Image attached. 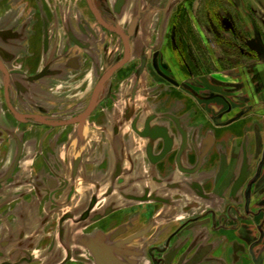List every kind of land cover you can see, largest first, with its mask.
Masks as SVG:
<instances>
[{
    "label": "crops",
    "instance_id": "crops-1",
    "mask_svg": "<svg viewBox=\"0 0 264 264\" xmlns=\"http://www.w3.org/2000/svg\"><path fill=\"white\" fill-rule=\"evenodd\" d=\"M145 3L107 0V18L126 29ZM158 16L156 11L144 16L146 27L139 35L150 31L146 38L138 35L136 48L150 47ZM260 32L264 49V27ZM114 37L97 26L86 0H0V61L9 75L7 82L0 69V127H13V133L0 135V264H17L27 250L30 264H65V259L68 264H95L96 237L109 239L117 227L131 222L132 207L140 212L149 204L167 209L179 204V196L200 206L243 202L259 142L264 141V53L245 60L231 46L214 71L193 87L196 96L178 92L180 106L163 104L159 86H145V75L133 83L132 76L122 78L82 120L101 75L119 58L122 44ZM146 89L155 91L148 103L139 99ZM7 93L18 114L50 121L62 132L52 141L41 130L53 128L13 115ZM148 124L146 136L142 132ZM79 126L89 132L74 136ZM25 127H30L27 135ZM37 142L39 159L33 149ZM56 142L58 148H52ZM44 143L49 146L42 148ZM172 152L177 153L174 168L164 172L161 158ZM225 177L228 185L222 184ZM197 182L200 190L190 196ZM175 183L182 195L169 190ZM47 196L52 204L43 198ZM85 213L94 218L67 221ZM204 231L192 249L187 243L197 239L194 231L184 232L175 241L179 253L169 254L167 264H256L245 239L234 233L213 239ZM149 239L154 244L164 237L153 232L120 248L117 262L151 264ZM133 250L135 257L124 261L125 252ZM194 257L200 259L192 262Z\"/></svg>",
    "mask_w": 264,
    "mask_h": 264
},
{
    "label": "flooded vegetation",
    "instance_id": "flooded-vegetation-1",
    "mask_svg": "<svg viewBox=\"0 0 264 264\" xmlns=\"http://www.w3.org/2000/svg\"><path fill=\"white\" fill-rule=\"evenodd\" d=\"M91 2L103 23L122 31L128 37L130 55L128 61L114 71L104 83L94 110L88 117L94 113L100 95L104 91L108 93L110 88L118 86L117 83L119 84L122 78L132 76L133 83L136 77L145 75L144 84L147 83L152 88L159 86L158 91L163 97V104L172 103L173 106H180L183 102L179 98L178 92H188L196 96L193 87L198 85L200 80L203 81L200 79L201 77L208 76L214 71L216 68L215 63L219 59L222 60L223 57L220 58L216 52L217 46H233L238 57L245 60L252 59V57L259 58L263 55L261 52L263 38L260 29L264 27V0H146L147 4L144 8L136 9L135 17L132 18V22L126 29L110 23L111 19L107 18V14L111 11L108 8L109 6H106L107 0H95L96 4L100 6L99 10L96 8L94 0H91ZM86 4L97 26L102 31L114 35L122 44V56L114 60L116 63L110 67L109 70H111L125 58L124 41L118 33L105 26L96 17L88 0H86ZM151 11L160 12L156 32L151 43H149L150 48L141 47L136 56L135 53L138 49L135 47V42L138 40L141 28L146 27L144 16ZM198 12L200 17L205 19V23L197 22L199 19ZM148 19H151V17ZM193 44L210 46L212 53L210 52L208 56L211 60H206L207 64L202 65V71H200L201 65H199V62L193 58L191 47ZM221 51L224 53V50ZM109 70L101 75L98 84ZM245 75L248 77V74L245 73ZM247 81L251 83V77L246 79V83ZM8 98L9 94L7 93L6 101L9 107L10 98L9 101ZM46 126L57 128L53 125ZM148 126L149 124L147 128L145 126V130L142 132L143 135H149ZM259 145L254 173L246 183L242 203L200 206L198 202H193L194 200L185 202L184 197L179 196L176 197L179 204H173L167 209L164 206L149 204L145 212H140V207H132L129 215V217H132L131 222L129 221L127 225L117 227L118 229L116 228L109 239L99 234L96 237V242H91L95 246L93 250L95 264H98V261L103 258L98 254L103 247H107L111 251L112 264H123L117 262L118 250L133 242L142 241L153 232L160 233L164 239L162 242L154 244H150V239L147 241L146 247L150 256V263L167 264L169 254L172 252L179 253V243L177 244L175 241L182 239L184 232L194 231V237L197 239H192L187 243V246L192 249L194 245H198L201 229L213 236V239L214 235L222 239L223 234H236L237 237L246 240L247 250L256 259V264H264V141H260ZM171 149L172 145H170ZM176 154L172 152L163 155L161 159L164 163V172L170 170L168 167H173ZM153 161L156 163L160 159L153 158ZM232 161L235 163V159ZM234 163L233 166H230L231 171L234 169ZM120 172L121 169L117 171V173ZM178 174L183 176L186 173L179 171ZM186 176H189V174ZM223 179L221 180L222 184L228 185V177ZM210 189L212 192L216 191L214 185ZM169 190H176L178 193L181 192L179 195H182V189L177 188V183L170 185ZM199 190L198 182L194 183L192 190L189 192L190 196L198 193ZM257 194H259V198H257ZM89 218L94 217H90L88 213H85L82 217H67V221L85 223ZM138 218L143 219V224H138ZM109 240L111 244H116L114 246L107 245ZM126 241L129 242L124 244ZM133 252L135 250L125 252L123 260L126 261L129 258L128 256L135 257ZM199 259L200 257H194L192 262ZM67 260L65 259V264L69 263ZM132 264L134 263L132 262Z\"/></svg>",
    "mask_w": 264,
    "mask_h": 264
},
{
    "label": "rangeland",
    "instance_id": "rangeland-1",
    "mask_svg": "<svg viewBox=\"0 0 264 264\" xmlns=\"http://www.w3.org/2000/svg\"><path fill=\"white\" fill-rule=\"evenodd\" d=\"M145 2H146V0H145ZM145 4H147V3H145ZM197 15L199 16V19L197 20V22H201V23H205L204 21H205V19L204 18H201L200 17V13L198 12L197 13ZM159 17V16H158ZM203 26H205V25H203ZM149 31L150 30H148L147 32H145L144 34H140L139 35V37H141L140 39H142V38H146V37H148V35H147V33H149ZM115 38V37H114ZM144 41H145V39H143ZM143 48H150L149 46H146V45H144V46H142ZM191 47H192V52H193V58H195V60L197 61V62H199V65H201V68H200V71H202V69H203V67H202V65H204V64H207L206 63V60H208V59H210L209 58V53L211 52V50H210V46H206V45H199V46H197L196 44H193V45H191ZM140 48H141V46H137V49H138V51L135 53L136 54V56L138 55V53H139V50H140ZM228 48V50H226V47H222V46H217L216 47V52L218 53V56L220 57V58H222L223 56H224V53H228V51L230 50V47H227ZM221 50H224V53L221 51ZM230 52V51H229ZM212 53V52H211ZM119 57H121L122 56V47L120 48V50H119ZM117 56V55H116ZM213 59H214V57H212ZM115 59V58H114ZM211 60V59H210ZM145 86H147V83L145 84ZM147 88V87H146ZM144 92H142L140 95H139V99H140V101H142V102H144V103H148L149 101H151L152 100V98L154 97L153 95H155L154 94V92L155 91H150V90H143ZM87 127H89V129H93L94 130V128H93V126L92 125H90V126H87ZM87 127H85V128H82V126H79V127H77V128H75V129H77L75 132H74V136H79V135H81L82 134V132H84V130L86 131V133L87 132H89L88 130V128ZM11 129L13 130V127H11V128H8V127H0V135H4V134H6V133H8V134H11V133H13V131H11ZM25 129V134L27 135L29 132V130H30V127H25L24 128ZM42 129V128H41ZM61 128H53V129H50V128H47V129H44V132H43V130H41L42 131V133H43V135H45V134H47V136L48 137H51L50 139H52V141H53V139H55V136H57L58 134V132L60 133V132H62L61 130H60ZM70 131H72V130H70ZM31 132H34L33 130H31L30 131V133ZM50 133V135H48ZM71 133V132H70ZM15 134V133H14ZM91 134H93V133H91ZM90 138L91 137H89V140H88V142H90ZM80 139V138H79ZM86 139H88V138H86ZM91 143V142H90ZM42 145V148H45L46 146H47V144H41ZM49 146V145H48ZM47 146V147H48ZM52 148H55V149H57L58 148V146H59V143L58 142H56V143H52L51 145H50ZM33 149H37L38 151H37V153H36V155L38 156V155H40V153H39V149H41L40 148V143H38L37 142V145L36 146H34L33 147ZM31 150H32V147H31ZM46 150V149H45ZM44 150V151H45ZM43 151V152H44ZM45 153H47V152H45ZM38 159H39V156H38ZM54 163V162H53ZM48 195V194H47ZM48 197L49 196H47V197H43V198H45V200L47 201V204L49 205V204H52V203H50V202H54V201H51L50 199H48ZM42 200V199H41ZM27 249H29V248H27ZM78 254H80V253H78ZM31 255H30V252H29V250H27V251H25L24 253H22L21 255H20V257H19V261H16L15 263H17V264H30L31 262H32V259H31Z\"/></svg>",
    "mask_w": 264,
    "mask_h": 264
},
{
    "label": "water",
    "instance_id": "water-1",
    "mask_svg": "<svg viewBox=\"0 0 264 264\" xmlns=\"http://www.w3.org/2000/svg\"><path fill=\"white\" fill-rule=\"evenodd\" d=\"M88 1H89V5L91 6V8H92L93 12L95 13L96 17L100 21H102L100 19L99 15H98L97 11L93 7L91 0H88ZM102 23H103V21H102ZM103 24H105V23H103ZM105 26H107V25L105 24ZM107 27L110 28L111 30H113L114 32L118 33L122 37V39L124 41V46H125V58L120 63H118L117 65H115L111 70H109L104 75V77L101 79V81L99 82V84L97 85V87H96V89L94 91V94H93V97H92V101H91V104H90L89 108L87 109V111L80 118L82 120L83 119H86L92 113V111L94 110V107L96 105L98 96H99V94H100V92L102 90V87H103L104 83L109 79V77L112 75V73L114 71H116L118 68H120L129 59L130 47H129L128 37L124 33H122V31H120V30H118L116 28L109 27V26H107ZM261 52L264 53V49L263 48H261ZM0 69L3 71V73H4V75H5L6 79H7V82H9L8 72H7L4 64L1 61H0ZM41 77H43V75H40L38 78H41ZM7 97H8V95H7ZM8 101H9V98H8ZM9 107H10L11 112L16 117H18L20 119H22V118H25V119L26 118L35 119V120H37L39 122L44 123L45 125H52V123L50 121H46V120H44L42 118H38L36 116H23V115L18 114L15 111V109L12 107V105L10 104V102H9ZM129 241H131V240H129ZM129 241L124 242V244H127ZM98 254H100L101 257H103L102 259H100V261H98V264H112V262H113V256H112L111 251L107 247H103L102 251H99Z\"/></svg>",
    "mask_w": 264,
    "mask_h": 264
}]
</instances>
